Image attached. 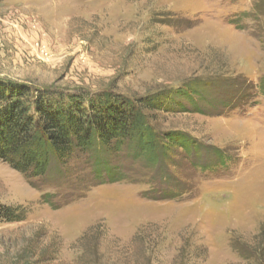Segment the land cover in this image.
<instances>
[{"label": "rangeland", "instance_id": "1", "mask_svg": "<svg viewBox=\"0 0 264 264\" xmlns=\"http://www.w3.org/2000/svg\"><path fill=\"white\" fill-rule=\"evenodd\" d=\"M0 84L164 100L145 118L177 142L41 177L0 161L23 216L0 223V264H264V0H2Z\"/></svg>", "mask_w": 264, "mask_h": 264}, {"label": "trees", "instance_id": "2", "mask_svg": "<svg viewBox=\"0 0 264 264\" xmlns=\"http://www.w3.org/2000/svg\"><path fill=\"white\" fill-rule=\"evenodd\" d=\"M44 98L39 91L0 84V161L22 175L41 177L51 161L65 167L71 158L114 151L127 141L133 142L136 157L148 159L155 158L159 147L177 143L168 135L160 139L145 118V112L173 108L164 100H118L109 95L87 100ZM233 105L231 100L227 107ZM94 163L97 176V168L103 167L98 160ZM110 174L102 180L110 181ZM18 213L0 204V223L22 219Z\"/></svg>", "mask_w": 264, "mask_h": 264}]
</instances>
